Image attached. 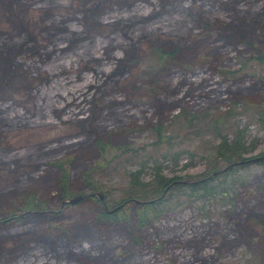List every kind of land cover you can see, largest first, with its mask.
<instances>
[{
  "label": "rangeland",
  "instance_id": "374dc122",
  "mask_svg": "<svg viewBox=\"0 0 264 264\" xmlns=\"http://www.w3.org/2000/svg\"><path fill=\"white\" fill-rule=\"evenodd\" d=\"M150 46L174 62L150 68ZM252 47L264 48V0H0V219L15 215L0 222V264H264L257 162L206 181L229 200L174 186L151 225L134 230L130 201L127 219H95L150 191L155 165L165 178L222 168L218 134L242 129L241 157L264 155ZM153 126L169 139L155 144ZM64 189L86 197L60 207ZM26 201L44 209L18 220Z\"/></svg>",
  "mask_w": 264,
  "mask_h": 264
},
{
  "label": "trees",
  "instance_id": "16d2710c",
  "mask_svg": "<svg viewBox=\"0 0 264 264\" xmlns=\"http://www.w3.org/2000/svg\"><path fill=\"white\" fill-rule=\"evenodd\" d=\"M147 52L149 53V58L151 59V61L153 59V64L151 63L150 65V68H153V69H156L159 65L164 66L167 63H172L175 60V49L162 50L158 47L150 46L147 49ZM247 59L254 61L257 64H264V48L252 47V52L250 53V56L247 57ZM179 113H183V112L179 111ZM173 117L174 118L177 117V114H175ZM183 117H184L185 122H189L190 121L189 119L193 118L192 115H188L187 117L183 116ZM151 130H154L155 132V139H156V141L154 142L155 144L160 143V142H165L166 140L169 139V136H163V134L160 133L159 126H153ZM96 146L101 153L104 151L103 145L100 144L99 142L96 143ZM245 151H246V147L243 144L242 129H236L230 138H228L224 134H218V141L214 146V157L216 159L218 158L219 160H222L225 163V165L233 161H239V160H243L244 161L243 164L247 162H257L261 165H264V160L254 159L256 158V156L252 158H248V159L242 158L241 156L243 153H245ZM243 164L233 166L225 170L224 172L220 170L225 165L222 168L211 167L210 173L215 171L217 173L216 176L221 175L224 178L230 175L231 177H233L232 174L237 169H239L241 165ZM58 167L60 168L59 164H58ZM89 171L90 170L83 172V174L80 177V181L83 184V187H85V189L94 190L96 187L92 184L90 180V177L88 175ZM160 171H161L160 167L158 165H155L153 168L154 182H153V186L150 191H146V192L142 191L144 193H142L141 191L140 192L127 191L126 193L123 194V196L119 199V201H117L114 204V205L122 204L116 211L108 214L104 210V206H105L104 205L103 208L95 216V219L99 221H112V222L117 221L118 219H124V218L127 219L126 213H127L128 207L126 203L129 202L130 198H137L140 200H152V202L146 203L143 205L134 206V209L132 211L134 230H137L138 228H141L142 226L151 225L154 220L158 219L163 214L168 213V210L172 209L171 207L165 204V200H166L165 195L166 193H170L172 190V187L174 186L185 187L188 189V193L185 194L187 196L186 199H188L187 201H189L190 199L203 197L205 195L206 196L208 195L218 201L229 200L228 189H226L224 186L223 187L221 186L219 190H217L218 188L217 185H208L206 183L208 179H205V177L209 174V172L208 174H200V175L198 174V175L186 176V177L172 176L170 178H165L161 175ZM61 174L63 175L61 184L64 187H66L65 182L68 176L67 171L61 168ZM182 178H187L189 180H193L196 182L191 183V184H182L179 182H175V181L181 180ZM200 179L201 181L197 182ZM169 184L171 185L165 191L163 196L159 197L163 189ZM66 189H64L65 192L62 193L63 195L62 197L60 196L61 197L60 199L64 198L65 196H69L67 193L68 190ZM87 196H90V195H87ZM106 208L109 209V208H112V206L106 207ZM43 209L44 207L42 203H34L31 201H26V202H23L22 207H20L19 209L20 212L16 215H18L17 218L19 220L21 217V213L25 210L39 211ZM14 216L8 215L1 219H7V218L14 217Z\"/></svg>",
  "mask_w": 264,
  "mask_h": 264
},
{
  "label": "water",
  "instance_id": "95a60500",
  "mask_svg": "<svg viewBox=\"0 0 264 264\" xmlns=\"http://www.w3.org/2000/svg\"><path fill=\"white\" fill-rule=\"evenodd\" d=\"M254 159L262 160V159H264V155H262V156H256V158H254ZM250 161H252V160H250ZM243 162H244L243 160L233 161V162H231V163L225 165L220 171L224 172L225 170H227V169H229V168H231V167H233V166H237V165L243 164ZM216 174H217V173H216L215 171H213V172L209 173V174L205 177V179H210L211 177L215 176ZM199 181H201V179L198 180L197 182H199ZM175 182H179V183H182V184H191V183H194V182H196V181L186 179V180H178V181H175ZM170 185H171V184H169L168 186H166V187L163 189V191H162V193L160 194L159 197H162V196H163V194H164L165 191L169 188ZM88 195H90V196L93 195V196L96 197V199H97L98 201L103 202V201H102L103 197H102V195L99 194V193H96V192H95V193H92V194L90 193V194H88ZM85 197H86L85 195H80V194H76V195H73V196H67V197L62 198V199L60 200L59 204H60V207H62V206H64V205H72V204H74V203H76V202H78V201L84 199ZM129 201L132 202V203H134V204H136V205H143V204H146V203H150V202H152V200H140V199H136V198H130ZM121 205H122V204H118V205H116V206H114V207H112V208H109V209H107L104 205H103V206H104V210H105V212L109 214V213H112V212L116 211ZM39 212H41V211H40V210H39V211H35V210H25V211H23V212L21 213V215H25V214H29V213H39ZM9 219H13V217H11V218H7V219H1L0 222L7 221V220H9Z\"/></svg>",
  "mask_w": 264,
  "mask_h": 264
}]
</instances>
